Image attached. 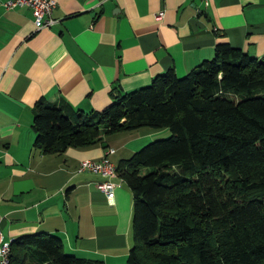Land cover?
Wrapping results in <instances>:
<instances>
[{
  "label": "crops",
  "instance_id": "crops-1",
  "mask_svg": "<svg viewBox=\"0 0 264 264\" xmlns=\"http://www.w3.org/2000/svg\"><path fill=\"white\" fill-rule=\"evenodd\" d=\"M52 17V26L37 28L29 8L0 5V229L9 241L54 234L65 252L126 264L132 192L117 171L110 205L96 187L103 177L78 165L106 157L117 166L169 131H119L42 153L31 126L35 102L102 110L115 87L147 85L168 68L182 77L211 59L218 42L260 58L264 0H56Z\"/></svg>",
  "mask_w": 264,
  "mask_h": 264
},
{
  "label": "trees",
  "instance_id": "trees-1",
  "mask_svg": "<svg viewBox=\"0 0 264 264\" xmlns=\"http://www.w3.org/2000/svg\"><path fill=\"white\" fill-rule=\"evenodd\" d=\"M102 110L35 102L34 146L83 147L103 135L168 128L116 169L132 192L126 264H264V55L218 42L211 59L172 68ZM9 264H104L43 232L11 241Z\"/></svg>",
  "mask_w": 264,
  "mask_h": 264
},
{
  "label": "built area",
  "instance_id": "built-area-1",
  "mask_svg": "<svg viewBox=\"0 0 264 264\" xmlns=\"http://www.w3.org/2000/svg\"><path fill=\"white\" fill-rule=\"evenodd\" d=\"M6 9L29 8L33 16V21L37 28L52 26L56 20L52 17L53 10L56 8V0H4L0 2ZM162 12L156 16L160 19ZM109 150L107 153H111ZM78 171H90L101 175L103 178L96 184V187L106 195L108 204H114V188L116 183L111 178L117 175L116 165L106 157L100 160L85 159L78 165ZM11 241L5 240L0 229V264H9Z\"/></svg>",
  "mask_w": 264,
  "mask_h": 264
},
{
  "label": "rangeland",
  "instance_id": "rangeland-1",
  "mask_svg": "<svg viewBox=\"0 0 264 264\" xmlns=\"http://www.w3.org/2000/svg\"><path fill=\"white\" fill-rule=\"evenodd\" d=\"M161 130V129H160ZM163 130H166V131H168V128H165V129H163ZM169 135V134H168ZM168 135H166V136H164V135H162V134H158V136H162V137H158V136H155V137H158V138H164V137H167ZM155 139H157V138H155ZM148 143V142H147ZM145 145V144H144ZM142 147V146H141ZM140 147V148H141ZM139 148V149H140Z\"/></svg>",
  "mask_w": 264,
  "mask_h": 264
}]
</instances>
